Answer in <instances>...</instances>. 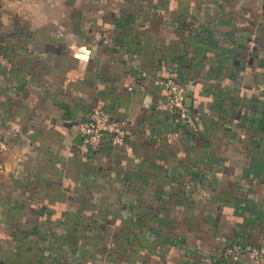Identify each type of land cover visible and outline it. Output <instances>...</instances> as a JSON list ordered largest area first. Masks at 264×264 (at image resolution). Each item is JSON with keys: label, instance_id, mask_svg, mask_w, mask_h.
Here are the masks:
<instances>
[{"label": "crops", "instance_id": "crops-1", "mask_svg": "<svg viewBox=\"0 0 264 264\" xmlns=\"http://www.w3.org/2000/svg\"><path fill=\"white\" fill-rule=\"evenodd\" d=\"M0 137V264H264V0H0Z\"/></svg>", "mask_w": 264, "mask_h": 264}, {"label": "built area", "instance_id": "built-area-1", "mask_svg": "<svg viewBox=\"0 0 264 264\" xmlns=\"http://www.w3.org/2000/svg\"><path fill=\"white\" fill-rule=\"evenodd\" d=\"M158 83L166 92L168 106L186 121L194 126V122L187 114L185 103V86L177 79L168 77L158 79ZM77 133L82 136V144L92 150L98 151L103 141L109 138L113 143H123L126 137V119L115 117L102 108H93L87 112L77 124ZM6 148V143L0 137V153ZM239 249L238 245L226 247V253L233 254ZM254 253H257L256 251Z\"/></svg>", "mask_w": 264, "mask_h": 264}, {"label": "water", "instance_id": "water-1", "mask_svg": "<svg viewBox=\"0 0 264 264\" xmlns=\"http://www.w3.org/2000/svg\"><path fill=\"white\" fill-rule=\"evenodd\" d=\"M185 102H186V99H185ZM76 142H78V143H80V142H82V136L80 135V134H77L76 136H75V139H74Z\"/></svg>", "mask_w": 264, "mask_h": 264}]
</instances>
